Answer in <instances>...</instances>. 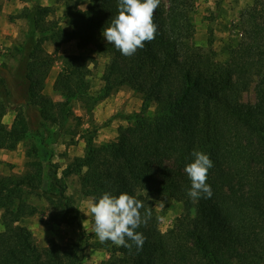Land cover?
Instances as JSON below:
<instances>
[{"label": "trees", "instance_id": "16d2710c", "mask_svg": "<svg viewBox=\"0 0 264 264\" xmlns=\"http://www.w3.org/2000/svg\"><path fill=\"white\" fill-rule=\"evenodd\" d=\"M84 1L87 10L81 12ZM55 2L63 5L69 29L60 26L54 8L37 2L18 15L28 25L14 50L13 79L23 91L22 102L11 104L0 68V149L13 151L27 137L39 138V145L25 152L21 176L0 174V264H83L87 248L108 253L102 264H264V0H253L240 15V38L225 63L216 60L211 26L206 46L195 42V0H161L154 13L156 38L131 57L107 41L96 42L118 15V0ZM73 40L79 48L94 45L107 55L98 94L89 92L92 57L58 56L61 45ZM56 57L62 62L52 84L58 101L43 92ZM251 88L255 102L242 103ZM121 89L131 90L141 102L137 112L120 115L127 126L104 145L95 143V128L83 130V155L61 177L49 160L43 189L39 153L51 156L48 139L54 133L49 126L60 131L69 120L80 122L75 103L91 114ZM4 107L14 111L10 127L2 123ZM194 150L209 155L214 165L207 179L213 195L196 201L187 194L191 181L184 171ZM72 174L92 202L104 192H127L143 202L142 215L150 211L151 217L137 229L146 237L141 250L90 242L66 195L64 178ZM164 195L183 200V209L172 228L161 232L150 196ZM33 197L47 203L52 223L75 226L77 237L38 248L30 231L18 224L39 213Z\"/></svg>", "mask_w": 264, "mask_h": 264}, {"label": "rangeland", "instance_id": "374dc122", "mask_svg": "<svg viewBox=\"0 0 264 264\" xmlns=\"http://www.w3.org/2000/svg\"><path fill=\"white\" fill-rule=\"evenodd\" d=\"M33 2L54 8V17L60 22V26L69 29L63 5L56 3L55 0H0V68L2 76L8 82L11 91L10 102L13 105L23 101V91L14 85L13 73L18 59L14 50L24 41L28 27L26 20L19 18L18 15L25 7L29 8ZM252 4L253 0H195L191 19L195 26L196 44L202 47L206 46L207 29L211 26L214 31L213 49L216 52V60L219 63H225L229 58L230 51L236 47L240 38V15ZM87 5L86 1L82 2L78 10L86 12ZM217 15L218 17L214 18ZM96 42L97 44L105 43L106 39L103 35H98ZM47 50L51 53L53 48L47 47ZM66 55H84L94 59L89 65V92L93 95L98 94L103 85L101 77L108 60L107 55L98 52L94 45L79 48L76 40L61 45L58 56ZM61 69L62 62L59 57H56L43 90L54 101H58L59 97L52 91V84ZM241 101L244 104L255 102L253 88L242 95ZM140 104L139 97L128 89L113 92L108 98L99 102L91 114L87 113L81 105L75 103L74 114L80 117L81 121L69 120L65 129L60 131L55 126H49L50 131L54 133L48 139L51 156L49 157L48 153L43 154L40 150L39 158L44 164L43 189H46L48 185L47 162L49 160L58 166V176L61 177L67 165L75 157L83 155L85 147L81 138L83 130L95 128L97 130L95 143L97 145L108 144L116 139L120 127L127 126L120 115L137 112ZM13 118L14 111L4 107L2 123L10 127ZM30 119L34 122L36 113L31 112ZM69 131L76 133L70 135ZM33 145H39L38 137H27L13 151L0 149V174L21 176L26 161L25 152ZM64 182L66 195L73 201L90 242H100L93 231L94 220L89 211L92 199L81 193L77 175L72 174L64 178ZM150 201L157 219L158 229L161 232L168 231L182 212L183 200H175L164 195L161 197L150 196ZM31 202L38 207L39 213L33 217L21 219L18 224L30 231L38 248L47 247L51 241L64 244L77 237L78 230L75 226L57 225L49 220L48 206L45 201L33 197ZM0 231H2L1 223ZM108 256V253L103 249L87 248L83 264H102Z\"/></svg>", "mask_w": 264, "mask_h": 264}, {"label": "clouds", "instance_id": "9594fccd", "mask_svg": "<svg viewBox=\"0 0 264 264\" xmlns=\"http://www.w3.org/2000/svg\"><path fill=\"white\" fill-rule=\"evenodd\" d=\"M161 0H118V15L102 35L123 56L131 57L146 43L152 42L157 35L158 26L154 23V13ZM194 160L185 166L184 171L191 181L188 196L196 201L199 198H211V186L207 183L209 170L214 166L209 155L201 151L191 153ZM143 202L127 192L114 195L104 192L90 205L93 216V231L101 243L112 242L117 247L131 249L133 245L141 250L146 237L138 232L151 217L145 211ZM131 241V243H129Z\"/></svg>", "mask_w": 264, "mask_h": 264}]
</instances>
